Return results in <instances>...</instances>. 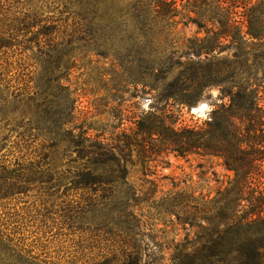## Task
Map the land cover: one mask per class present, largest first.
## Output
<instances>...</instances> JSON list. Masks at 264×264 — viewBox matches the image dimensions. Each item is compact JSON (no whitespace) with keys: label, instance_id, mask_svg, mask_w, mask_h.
<instances>
[{"label":"trees","instance_id":"trees-1","mask_svg":"<svg viewBox=\"0 0 264 264\" xmlns=\"http://www.w3.org/2000/svg\"><path fill=\"white\" fill-rule=\"evenodd\" d=\"M57 2L77 21L67 39L36 14L0 6V55L36 50L31 87L9 93L10 72L0 70V132L22 130V140L41 139L53 156L74 158L63 172L54 165L0 168V196L34 183L64 189L63 196L80 192L72 208L81 222L121 229L105 233L111 255L103 264H264V0H121V10L114 0ZM184 12L204 37L176 45L170 29ZM107 17L117 19V30ZM76 32L91 55L121 73L111 91L155 93L150 111L127 121L114 110L115 121L105 125L81 119L76 93L61 84L72 57L60 48L72 46ZM211 88L220 103L203 126L178 127L174 109L190 108ZM164 154L218 159L232 178L214 197L173 187L156 199L151 165ZM136 174L148 189L132 182ZM143 205L174 236L180 228L183 239L166 243L142 233L144 216L136 212Z\"/></svg>","mask_w":264,"mask_h":264},{"label":"rangeland","instance_id":"rangeland-1","mask_svg":"<svg viewBox=\"0 0 264 264\" xmlns=\"http://www.w3.org/2000/svg\"><path fill=\"white\" fill-rule=\"evenodd\" d=\"M121 1V0H120ZM117 0L115 10H121L123 4ZM0 6L12 14H36L40 19L55 28L57 39H67V35L75 30L74 10H66L59 6L57 0H0ZM186 12L174 20L170 29V39L180 45L184 39L204 37L203 31H198L187 18ZM193 17V16H192ZM108 27L112 31L119 25L115 17H107ZM83 33L76 32L72 46L60 49L70 51L72 57L70 68L61 79V84L71 93H76L79 111L82 118L99 122L100 125L112 124V111L122 110L127 121L141 112H148L155 104V93H136L133 88L126 87L120 94L114 90L109 82L121 73L114 71L109 63L91 55L87 49V39L80 42ZM65 41V40H64ZM35 52L25 51L13 47L0 55V70L8 67L6 79L10 81L9 93L17 94L25 85L32 86L29 78H34ZM182 63L189 61L180 59ZM177 74L178 72H174ZM1 74V73H0ZM116 74V75H114ZM138 90H141L138 88ZM217 88L205 91L190 108L176 107L179 117L178 127H202L208 120L210 112L220 103ZM225 102V101H224ZM163 105L159 106L161 109ZM23 125L27 120L22 121ZM117 123V121L115 122ZM127 126L128 123L125 122ZM2 125H0V130ZM24 129V127H23ZM17 132H0V168H18L32 165L58 166V171H65V165L74 157L54 154L48 143L41 139L22 140ZM49 155V163L43 161L42 153ZM151 172L155 174L150 179L156 182L159 194L176 190H186L197 196L214 197L219 189L226 187L232 178L222 162L214 158L188 156L181 158L174 154L162 155L158 162L151 165ZM65 167V168H62ZM144 178L136 174L132 182L137 186L148 189L150 186L143 183ZM61 191H48L47 187L34 183L26 185L20 193L0 196V264H103L111 255V240L105 234L112 230L114 233L121 230L116 225L104 224L96 227L95 224L81 222L73 213V206L79 202L81 193L69 191L63 196ZM147 206H141L137 215H143L144 227L142 233L163 240L168 243L175 238L172 228H166L161 223L150 219ZM152 214V212H151ZM71 219V220H70ZM123 228V227H121ZM175 239H183L185 233L178 228ZM167 259V252L162 255Z\"/></svg>","mask_w":264,"mask_h":264}]
</instances>
